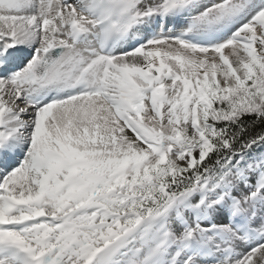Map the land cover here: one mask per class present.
<instances>
[{
    "label": "snow or ice",
    "instance_id": "6c2138e0",
    "mask_svg": "<svg viewBox=\"0 0 264 264\" xmlns=\"http://www.w3.org/2000/svg\"><path fill=\"white\" fill-rule=\"evenodd\" d=\"M0 264H264V0H0Z\"/></svg>",
    "mask_w": 264,
    "mask_h": 264
}]
</instances>
